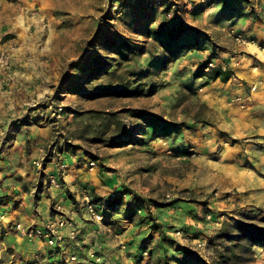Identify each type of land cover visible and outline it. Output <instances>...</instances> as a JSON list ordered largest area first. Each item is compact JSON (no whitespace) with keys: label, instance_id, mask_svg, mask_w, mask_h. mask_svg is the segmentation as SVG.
Returning a JSON list of instances; mask_svg holds the SVG:
<instances>
[{"label":"rangeland","instance_id":"rangeland-1","mask_svg":"<svg viewBox=\"0 0 264 264\" xmlns=\"http://www.w3.org/2000/svg\"><path fill=\"white\" fill-rule=\"evenodd\" d=\"M6 2L20 17L5 40L31 34L38 55L39 93L23 115L37 114L50 130L36 154L19 160L27 173L10 169L21 195L32 191L34 209L50 187L66 190L75 210L87 196L104 225L133 224L144 257L153 250L146 264H264V248L238 230L264 227L256 185L264 181V140L255 132L264 107L231 95V83L194 78L200 63L224 69L232 59L264 71L250 52H264L255 42L264 38V0ZM257 86L242 83L251 94ZM89 161L108 173L104 182L87 171ZM242 168L258 182L233 178ZM5 173L2 206L13 190ZM63 212L57 205L49 219H68ZM16 224L0 226V264H37L23 258L28 241L16 238ZM200 239L203 251L194 248Z\"/></svg>","mask_w":264,"mask_h":264},{"label":"crops","instance_id":"crops-1","mask_svg":"<svg viewBox=\"0 0 264 264\" xmlns=\"http://www.w3.org/2000/svg\"><path fill=\"white\" fill-rule=\"evenodd\" d=\"M3 1L5 0H0V53H7L9 66H0V175L3 176L2 174L6 172L5 178H7V181L5 182L10 187H13V190L9 192L7 204L0 205V226L10 225L11 220H15L17 224L22 220L30 221V224H40L41 221L44 222L49 219L53 207L59 205L64 211L63 213L75 222L80 233L78 239L72 241L67 238L69 229L60 231L64 241H62V248L58 249L59 254L51 252L40 241H28L26 244H21V246L25 245L28 248L25 251L27 255H22L23 258H36L38 260L37 264H60L62 257L64 258L62 260L64 264H93L88 258V253L96 251L101 257L103 264H137L140 260L143 261V264H146L144 261H149L153 250L151 251L150 248L146 250L148 257H144L145 250L140 247L142 236H139L136 230L133 231V224H130L129 227L122 225L116 228L94 223L81 209L84 200L89 199L87 196H84L80 201V210H75L74 205L70 203L69 193L66 190L63 191L61 189V192L50 187V191L47 193L45 191L37 193L35 215L32 191L23 192L21 195V184H18L15 180V171H10V169H15L16 167L21 173H27L26 169L21 168L23 163L19 160H26L30 154H36L41 148L40 144L50 138V130L45 127L41 119H38L39 116L37 114L32 112L28 116L23 115L26 104L35 101L33 96L39 93V87L36 85L38 83L37 79L40 77V73L37 72L38 55L32 47L34 41L31 34L21 35V39L16 38L14 35L15 37L11 40H5L6 36L14 34V31H16L15 26L18 25L20 16L11 12L17 10L16 5L9 3L8 7V2L2 3ZM8 9H10L9 12L6 11ZM3 12L5 13L4 15ZM255 42L264 45V38L256 39ZM250 52H253L251 59L256 65L264 68V52L261 48L254 49L253 47ZM232 61L233 59L229 60L228 67L233 71L234 75L223 84L231 83V95L238 96L247 102L249 100L248 104L250 107H264V71L261 70L259 73L254 74L252 73V67L247 69L248 67L245 64L244 66H240V64L235 66ZM249 80L256 82L258 84L257 89L261 92L253 94L247 92L242 87V83L245 82L247 86ZM257 95L260 96V100L256 104L254 96ZM257 120L261 124L255 132H257L258 137H262L264 140V114L259 115ZM38 136H43L45 139H40ZM253 156L257 157L255 152ZM256 157H254V164L258 167L261 164L260 159L257 157V161ZM73 167L74 165H69V168L73 169ZM95 170L97 176L102 177L100 181L104 182L108 173H104L100 169L97 171V168L87 171L94 172ZM232 177L239 179L243 184L247 183L246 180L251 178L245 168L239 171L235 170ZM51 179L53 180V177ZM251 179L253 183L255 181L258 182L253 177ZM256 185L258 188L264 189V181L258 182ZM260 191L264 194V190ZM262 199L264 200V198ZM90 201L93 202L92 199ZM111 230L115 232L114 235ZM16 238L23 239L19 232L16 234ZM257 247L264 248V243ZM72 256L76 257L75 262L69 260ZM16 264L23 263L18 261Z\"/></svg>","mask_w":264,"mask_h":264},{"label":"built area","instance_id":"built-area-1","mask_svg":"<svg viewBox=\"0 0 264 264\" xmlns=\"http://www.w3.org/2000/svg\"><path fill=\"white\" fill-rule=\"evenodd\" d=\"M0 66L8 67L9 66V56L5 52L0 53ZM61 109L59 108V111ZM97 162L96 161H89L87 165H85L86 169L89 171H92L93 169L97 168ZM61 169V172L64 171V169L67 168V166L63 163L59 166ZM56 180V179H55ZM52 180L51 182L56 181ZM61 180L59 178L57 181ZM57 185V184H56ZM117 194L112 193L110 198H115ZM168 198V195H167ZM82 209L86 213L89 219H91L96 224H103L104 221V213L99 207L98 203L91 202L89 199H85ZM67 230L68 235L67 238L69 240L75 241L78 239L79 236V230L71 219H66L62 216H57L54 219H48L42 226H38L35 228L27 227L25 228L20 223L15 225V230L18 231L21 234V237L25 238L27 241H40L45 244L48 249H50L51 252L55 254H59L58 249L62 248V241H64V238L61 237L60 231ZM179 234V233H176ZM205 247V241L203 239L198 240L194 248L197 251H203ZM56 251V252H55ZM88 258L91 260V263L93 264H103L101 257L98 255L96 251H92L88 253ZM71 262L76 261V257L72 256L69 258Z\"/></svg>","mask_w":264,"mask_h":264},{"label":"trees","instance_id":"trees-1","mask_svg":"<svg viewBox=\"0 0 264 264\" xmlns=\"http://www.w3.org/2000/svg\"><path fill=\"white\" fill-rule=\"evenodd\" d=\"M208 65V62L200 63L194 78L207 79L210 81L219 80L222 83H226L234 75L229 67H225L224 69L219 66L209 68ZM238 230L249 240L250 245H262L264 243V227L240 226Z\"/></svg>","mask_w":264,"mask_h":264}]
</instances>
